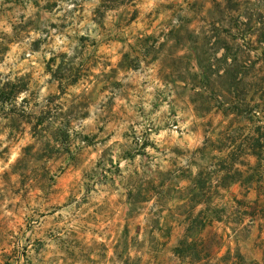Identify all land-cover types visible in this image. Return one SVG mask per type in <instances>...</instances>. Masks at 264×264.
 Listing matches in <instances>:
<instances>
[{"label":"rangeland","instance_id":"1","mask_svg":"<svg viewBox=\"0 0 264 264\" xmlns=\"http://www.w3.org/2000/svg\"><path fill=\"white\" fill-rule=\"evenodd\" d=\"M89 4L0 3V34L11 29L9 45L19 49L0 47V83L27 81L17 109L31 114L0 110V259L225 264L235 255L264 264V3L158 0L131 43L98 40L90 27L121 5ZM140 11L133 6L123 24L117 14L113 27L127 28ZM60 41L71 57L49 47ZM181 113L192 117L187 131ZM254 209L253 219L238 213ZM201 219L211 223L190 227ZM184 237L213 246L181 257L174 249Z\"/></svg>","mask_w":264,"mask_h":264},{"label":"clouds","instance_id":"2","mask_svg":"<svg viewBox=\"0 0 264 264\" xmlns=\"http://www.w3.org/2000/svg\"><path fill=\"white\" fill-rule=\"evenodd\" d=\"M3 0H0V3H2ZM100 2V0H94V4H89L87 7L90 9L92 8L94 5H98ZM262 3H264V0H261ZM133 6H135V8H139L141 9L140 11V16L138 17V19L134 22H132L127 28H114L113 27V23L116 21L117 18V14H119L120 16L123 17V20L121 21V23H126L127 22V18L131 15L132 11H133ZM31 8V6H29ZM72 5L68 4L65 5V8H71ZM158 7V0H126V2L117 7L115 9V11H108L105 13V16L102 17H97V23L95 24H91V28L96 29V33H99V36H96V33H92L89 32V35H93L96 36V39H101V37L104 38H119V37H130L129 39V43H131V39L135 38V34H137L138 30H142L145 25L143 23L144 21V17L145 14L147 12H151L152 9L157 8ZM104 9H101V12H104ZM260 11H264V8H261ZM31 14V13H29ZM25 19H27V17H25ZM242 20L246 19L245 17H241ZM16 23H23V21H15ZM173 23H175V21H173ZM259 26V24H257V27ZM76 27H80V25H76ZM80 34H85V33H80ZM13 33L11 31V29L9 28H5L4 29V34H0V47L8 45L12 48V52H15L17 55H19V49L18 46L15 45H9V41L13 39ZM36 35H39V33H36ZM34 37H29V39H32ZM162 39V38H161ZM60 43H64V41H60L56 44H52L49 45V47H52L53 49H55L56 51H65L68 53V56L71 57L73 55V52L70 48H60L59 44ZM127 49L122 50L126 51ZM121 52V54H122ZM45 56L48 55V53H44ZM9 57L12 58L11 53H9ZM80 59V58H77ZM57 63H59V60H57ZM53 68H55V65H53ZM98 71H104V69H99ZM161 87L163 88V85H161ZM167 93L165 92V95ZM27 93H22L21 96L18 99H23L24 96H26ZM147 107V106H146ZM157 115H159V113H157ZM181 115L187 116V122L184 123L182 125L183 129L185 131H187L188 129V124H190L192 122V117L190 116L189 113H181ZM178 119V117H177ZM84 123H90V121H85ZM144 124H147V120L144 121ZM143 124L140 126V128L137 129V136H139V132L140 130L143 128ZM74 130L79 131V128H75ZM171 132L174 133L175 132V128L171 129ZM185 139H188L187 136H185ZM23 143V142H21ZM127 143H131V141H127ZM200 141L199 139H195V144H199ZM105 147H107V145H104ZM187 148H192L194 146V144L192 143H188L186 145H184ZM117 151H119V149H117ZM19 148H13L10 154V159L7 160V163H4V167L7 168L9 164L13 163L17 156H19ZM187 157H185L184 159H182L180 161L181 165H184L187 161ZM0 163H2V161H0ZM105 166H107L106 162H105ZM91 167V165H90ZM132 169L131 167L128 169V172L124 173L125 177L131 173ZM193 171H195V169H193ZM82 194V193H81ZM153 200H155V197H153ZM151 207V205H149ZM161 207V205H156V207H153V212H156V209ZM203 207V205H200L197 207V211H199V208ZM57 238H63L64 242L67 243V241L71 240L72 237L67 235L65 231H58L55 233ZM23 243V241H21V244ZM227 243V242H226ZM0 264H4L3 259H0ZM15 264H24L23 262V258H20L18 261L15 262ZM225 264H238L235 255H233L231 257V259L227 260L225 262Z\"/></svg>","mask_w":264,"mask_h":264},{"label":"trees","instance_id":"3","mask_svg":"<svg viewBox=\"0 0 264 264\" xmlns=\"http://www.w3.org/2000/svg\"><path fill=\"white\" fill-rule=\"evenodd\" d=\"M125 2L126 0H102L101 7L105 9H111L114 7V5H122ZM52 76L56 80H62L61 77L58 78L56 75H52ZM77 80H78V77H74L73 79H71L70 84L76 83ZM59 82L60 83L58 86H60V89H61L62 84H61V81ZM28 88H29L28 82L22 80L21 78L17 79L16 82L5 81L3 83H0V110L3 112H6L7 115H16V114L17 115H24V114L31 115L30 113H26L25 109H22V108L17 109V99L19 97V94L27 93ZM63 89L64 88H62L61 91ZM255 131H256V134L257 133L260 134L261 127L257 126L255 128ZM251 140H252L251 147L254 150V155L259 157L260 155L257 152V150L260 148L258 137H253ZM255 212H256V209H254V211L253 210L252 211H246V210L238 211L240 215L247 216L250 219H253L255 217L256 215ZM261 218L264 221V213L263 215H261ZM208 223H211V221H207L206 219H201L198 222L192 223L190 227L192 225L194 226L196 225V226L203 228L206 225H208ZM263 229H264V223H263ZM211 246H213L212 240L206 239V241H201L200 243H198V242L189 241L187 237H184L181 240H179L177 246L174 249V253L181 257L187 254L199 255L201 253L208 252ZM262 252L264 256V247H262Z\"/></svg>","mask_w":264,"mask_h":264}]
</instances>
